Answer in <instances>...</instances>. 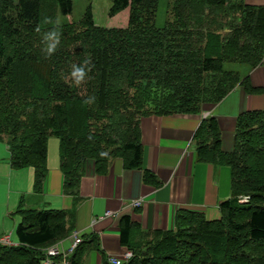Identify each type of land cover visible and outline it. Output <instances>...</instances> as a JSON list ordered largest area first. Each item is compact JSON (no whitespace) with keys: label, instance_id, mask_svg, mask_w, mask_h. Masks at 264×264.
Returning <instances> with one entry per match:
<instances>
[{"label":"trees","instance_id":"16d2710c","mask_svg":"<svg viewBox=\"0 0 264 264\" xmlns=\"http://www.w3.org/2000/svg\"><path fill=\"white\" fill-rule=\"evenodd\" d=\"M51 2L70 15L73 0H0V139H6L13 168H34L36 189L49 137L59 141L64 186L72 189L87 159L102 172L114 157L127 167L139 166L141 117L195 113L239 84L264 92L228 68L264 70V6L168 0L167 20L159 28L158 0H110L108 16L129 8L128 22L103 28L94 25L90 7L78 22L41 21L43 6ZM53 30L60 33L59 43L49 56L44 35ZM74 66L87 73L79 84ZM219 135L215 120L207 118L195 138L200 160L231 169L234 198L221 203V219L181 217L185 226L129 264H264V110L238 117L231 153L220 150ZM237 195H247V203L239 204ZM18 212L22 222L16 232L23 245H0V264H39V253L26 245L62 237L65 217Z\"/></svg>","mask_w":264,"mask_h":264},{"label":"crops","instance_id":"0c3cea01","mask_svg":"<svg viewBox=\"0 0 264 264\" xmlns=\"http://www.w3.org/2000/svg\"><path fill=\"white\" fill-rule=\"evenodd\" d=\"M244 2L264 6V0ZM244 77L251 88H264L261 66L248 68L240 74ZM256 110H264V92L247 91L239 84L219 102L201 104L195 113L141 117L139 166L127 167L121 157H114L102 172L93 159H87L72 189L64 186L57 138L49 137L48 147L46 142L45 172L38 189L34 168H13L6 139H0V245H23L16 232L22 222L19 210L62 212L66 231L62 237L37 247L26 245L39 253V264H109L110 257L126 254L122 262L129 264L185 226L181 217L192 214L206 222L219 221L221 203L234 198L231 169L200 160L195 135L204 120L213 118L220 150L229 154L234 150L238 117ZM236 197L239 204L248 201H243L247 195ZM135 202L141 206L134 207ZM75 239L79 242L73 247ZM51 248L59 254L48 258L45 252Z\"/></svg>","mask_w":264,"mask_h":264},{"label":"rangeland","instance_id":"374dc122","mask_svg":"<svg viewBox=\"0 0 264 264\" xmlns=\"http://www.w3.org/2000/svg\"><path fill=\"white\" fill-rule=\"evenodd\" d=\"M167 2L168 0H158V7L155 17V25L162 27L167 20ZM110 0H73L72 9L69 16H63L58 6L51 2L48 7L43 6L41 11V21H53L56 24H63L68 22H78L83 16L87 7H90L92 14V21L95 26L103 28H124L128 22L129 8L115 14L113 17L108 16L110 9ZM228 68L237 70L241 75L247 73L248 67L245 65H228ZM47 140V147L49 143ZM57 142V141H56ZM59 142V141H58ZM50 146V144H49Z\"/></svg>","mask_w":264,"mask_h":264},{"label":"clouds","instance_id":"9594fccd","mask_svg":"<svg viewBox=\"0 0 264 264\" xmlns=\"http://www.w3.org/2000/svg\"><path fill=\"white\" fill-rule=\"evenodd\" d=\"M39 30V29H37ZM59 36H60V33L58 30H53V31H50L48 33H46L44 35V40L45 42H47V46H46V49L45 51L47 52V54L50 56L52 55L56 48H57V45L59 43ZM85 66H87L89 64V61H85L84 62ZM86 71H85V67L83 66H74V70L72 72V76L74 77L75 79V82L77 84H79L80 82L83 81L84 77L86 76Z\"/></svg>","mask_w":264,"mask_h":264},{"label":"built area","instance_id":"2783aa9c","mask_svg":"<svg viewBox=\"0 0 264 264\" xmlns=\"http://www.w3.org/2000/svg\"><path fill=\"white\" fill-rule=\"evenodd\" d=\"M248 200V197H245L243 198V201L246 202ZM133 206L134 207H140L141 206V203L140 202H135L133 203ZM79 241L77 239H75L74 243H73V247L78 243ZM72 249L71 248L69 251V253L72 252ZM46 256L49 258V257H54V256H57L59 254V252L57 251L56 248H51V249H48L46 252ZM129 256V254H126L125 255V258L127 259V257ZM125 258H116V257H110L108 259L109 261V264H123L122 260H126Z\"/></svg>","mask_w":264,"mask_h":264}]
</instances>
